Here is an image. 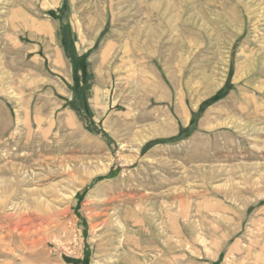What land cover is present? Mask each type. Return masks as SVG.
I'll use <instances>...</instances> for the list:
<instances>
[{"label":"rangeland","instance_id":"1","mask_svg":"<svg viewBox=\"0 0 264 264\" xmlns=\"http://www.w3.org/2000/svg\"><path fill=\"white\" fill-rule=\"evenodd\" d=\"M0 264H264V0H0Z\"/></svg>","mask_w":264,"mask_h":264},{"label":"bare ground","instance_id":"2","mask_svg":"<svg viewBox=\"0 0 264 264\" xmlns=\"http://www.w3.org/2000/svg\"><path fill=\"white\" fill-rule=\"evenodd\" d=\"M102 168H103V167H102ZM103 171H104V170H103ZM113 200H114V199H113ZM102 208H103V207H102ZM67 209H68V208H67ZM47 213H48V212H47ZM100 214H101V213H100ZM100 214H99V215H100ZM103 214H104V213H103ZM56 215H57V214H56ZM109 215H110V214H108V216H109ZM111 218H112V217H111ZM111 218H110V219H111ZM108 219H109V218H108ZM118 220H119V219H118ZM114 221H115V220H114ZM29 222H30V221H29ZM103 222H105V221H103ZM107 222H108V221H107ZM104 224H105V223H104ZM107 224H108V223H107ZM105 225H106V224H105ZM123 227H124V226H123ZM8 235H9V234H8ZM46 235H48V234H46ZM54 237H55V236H54ZM56 238H57V237H56ZM45 239H46V237H45ZM40 240H42V239L40 238ZM40 240H39V241H40ZM21 243H22V242H21ZM35 244H36V241H35V240L32 241V242H30V243L23 242V246H24V245H27V246H30V248L33 247ZM37 245H38V243H37ZM24 247H25V246H24ZM19 248H20V246H19ZM22 248H23V247H22ZM20 254H21V253H20ZM123 261H124V260H123Z\"/></svg>","mask_w":264,"mask_h":264},{"label":"trees","instance_id":"3","mask_svg":"<svg viewBox=\"0 0 264 264\" xmlns=\"http://www.w3.org/2000/svg\"><path fill=\"white\" fill-rule=\"evenodd\" d=\"M206 104V102H204L202 105L204 106Z\"/></svg>","mask_w":264,"mask_h":264}]
</instances>
